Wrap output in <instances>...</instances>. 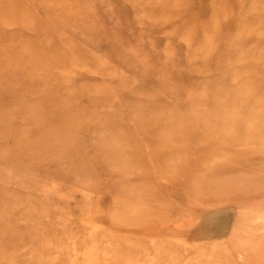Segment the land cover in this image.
<instances>
[{"label": "rangeland", "instance_id": "1", "mask_svg": "<svg viewBox=\"0 0 264 264\" xmlns=\"http://www.w3.org/2000/svg\"><path fill=\"white\" fill-rule=\"evenodd\" d=\"M217 3L0 0V264H264V0Z\"/></svg>", "mask_w": 264, "mask_h": 264}, {"label": "bare ground", "instance_id": "2", "mask_svg": "<svg viewBox=\"0 0 264 264\" xmlns=\"http://www.w3.org/2000/svg\"><path fill=\"white\" fill-rule=\"evenodd\" d=\"M218 4H222V0H218L217 5ZM252 11H254V10L252 9ZM255 25H257V26L251 25L252 29L254 31L258 32L262 36L263 35L262 33H264V32H262L261 30H264V29H262V27L260 26V23L255 24ZM257 40L261 41L260 38H258ZM254 43H256L255 39H254ZM254 47H255V45H254ZM239 48L242 51V45L239 46ZM255 50H257V49H255ZM228 57H231V60L236 61L238 64V67H243V65H245V63H246V61H244V59L241 56V52H238L235 54L229 53ZM253 62L264 63V50H262L260 53H258L256 55V57H254ZM237 69L234 68L232 70L233 73L230 72L231 76L234 77V80H233V83L231 86L232 91H234V93L237 95H232V96L228 97V99L232 98L237 103L243 105V104L249 103L253 98H255V95H254L252 87L247 82V79L244 78V76L242 75L240 68H237ZM255 74L261 75L264 77V69L262 71H256ZM257 109H259V105L258 104L253 105L251 108L250 115L251 116L254 115V113ZM237 110H238V108H235V113H237ZM260 111L264 112L261 108H260ZM224 169H226V168H222V167L217 168L216 172H220V171L226 172Z\"/></svg>", "mask_w": 264, "mask_h": 264}]
</instances>
